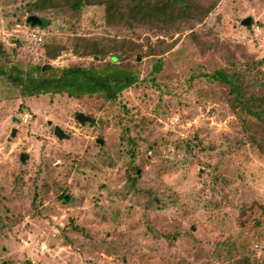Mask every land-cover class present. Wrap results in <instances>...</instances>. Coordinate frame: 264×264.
Returning <instances> with one entry per match:
<instances>
[{
    "label": "rangeland",
    "instance_id": "1",
    "mask_svg": "<svg viewBox=\"0 0 264 264\" xmlns=\"http://www.w3.org/2000/svg\"><path fill=\"white\" fill-rule=\"evenodd\" d=\"M28 1L0 0V42L18 58L43 61L29 29L67 45L73 34L129 35L104 27L96 6L36 14L46 23L31 26ZM174 38L168 52L140 58L150 80L123 93L127 113L143 121L130 130L133 152L114 123L117 106L95 97H16L0 81V264H235L243 256L264 264V240L248 225L256 217L264 228L254 206L264 207V156L223 88L203 76L258 60L264 74V0H222ZM55 125L65 137L54 135ZM244 206L249 214L239 222Z\"/></svg>",
    "mask_w": 264,
    "mask_h": 264
},
{
    "label": "trees",
    "instance_id": "2",
    "mask_svg": "<svg viewBox=\"0 0 264 264\" xmlns=\"http://www.w3.org/2000/svg\"><path fill=\"white\" fill-rule=\"evenodd\" d=\"M222 0H31L27 11L31 14L55 12L79 14L85 7H101L104 27H122L129 31L128 36L110 35L84 36L73 34L69 45L43 35L36 49L43 61L34 62L18 58L14 48L9 49L0 42V81L4 82L16 97H32L44 94L67 95L71 98H99L103 102L118 107L116 123L120 128V139L130 145L133 152L137 141L130 130H138L132 116L123 104V93L136 84L149 81L141 74L140 58L168 52L177 38L203 22ZM29 24V23H28ZM249 26V25H244ZM149 33L156 39L152 42ZM161 36V37H160ZM166 39H172L167 41ZM70 49L76 56L89 57L70 61L62 66L54 65L43 69L44 62L53 61L65 50ZM258 61L246 62L244 69L230 72L228 68H218L203 73L209 83L223 88L224 98L236 116L241 120L244 132L250 143L264 156V74L256 67ZM263 63L264 60H261ZM151 78V77H150ZM153 78V77H152ZM193 79V77H190ZM98 135H103L100 130ZM131 187L136 178L128 175ZM260 215L264 207L256 203ZM244 206L238 221L249 212ZM259 215V216H260ZM251 217V216H250ZM252 219V220H251ZM259 218L249 220V228L264 240V228ZM1 264H14L3 261ZM235 264H252L248 257H241Z\"/></svg>",
    "mask_w": 264,
    "mask_h": 264
},
{
    "label": "water",
    "instance_id": "3",
    "mask_svg": "<svg viewBox=\"0 0 264 264\" xmlns=\"http://www.w3.org/2000/svg\"><path fill=\"white\" fill-rule=\"evenodd\" d=\"M26 22L29 23L31 26H43L46 23V20L44 18H41L40 16L36 15V14H30L27 16L26 18ZM251 22V18L250 17H246L243 18V20L241 21V24L243 25H248ZM43 69L45 68H51L52 66L50 64H45L43 65ZM79 120H84V117H79ZM48 124H50V122H48ZM15 133V128L12 129V134L14 135ZM53 133L54 135H56L58 138H63L66 135L64 134V132L57 126L55 125L53 128ZM97 142L102 144L103 143V139L102 138H97ZM25 157H27L25 154H21V159L23 160ZM67 197V196H65Z\"/></svg>",
    "mask_w": 264,
    "mask_h": 264
},
{
    "label": "built area",
    "instance_id": "4",
    "mask_svg": "<svg viewBox=\"0 0 264 264\" xmlns=\"http://www.w3.org/2000/svg\"><path fill=\"white\" fill-rule=\"evenodd\" d=\"M27 37L30 38L31 40H33L35 42V44L37 42H40L43 38V32H39V31H36L34 29H29L27 32ZM65 57H71L73 60H77V59H80V57L76 56L75 54H72L71 52L69 53H66V52H63L62 54H60L56 59H54L52 61V63L54 65H57V66H62L65 62Z\"/></svg>",
    "mask_w": 264,
    "mask_h": 264
}]
</instances>
